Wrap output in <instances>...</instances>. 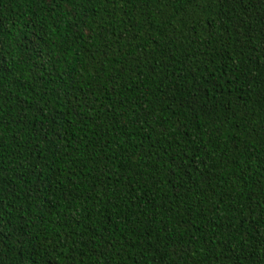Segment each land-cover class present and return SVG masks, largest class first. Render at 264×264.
Masks as SVG:
<instances>
[{
    "label": "trees",
    "instance_id": "obj_1",
    "mask_svg": "<svg viewBox=\"0 0 264 264\" xmlns=\"http://www.w3.org/2000/svg\"><path fill=\"white\" fill-rule=\"evenodd\" d=\"M0 264H264V0H0Z\"/></svg>",
    "mask_w": 264,
    "mask_h": 264
}]
</instances>
